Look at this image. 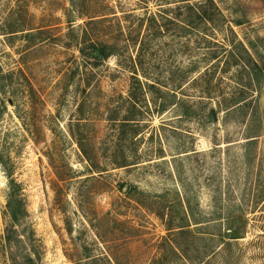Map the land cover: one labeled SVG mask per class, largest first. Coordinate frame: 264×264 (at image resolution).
Instances as JSON below:
<instances>
[{
    "label": "rangeland",
    "instance_id": "1",
    "mask_svg": "<svg viewBox=\"0 0 264 264\" xmlns=\"http://www.w3.org/2000/svg\"><path fill=\"white\" fill-rule=\"evenodd\" d=\"M261 62L264 0H0V264H264Z\"/></svg>",
    "mask_w": 264,
    "mask_h": 264
},
{
    "label": "trees",
    "instance_id": "2",
    "mask_svg": "<svg viewBox=\"0 0 264 264\" xmlns=\"http://www.w3.org/2000/svg\"><path fill=\"white\" fill-rule=\"evenodd\" d=\"M94 18H97V16L90 17V21L93 22ZM80 51L89 57L93 58H106L109 55V52H107L106 47L103 46L101 48H97L96 46L88 47V48H80ZM257 67H259L260 71H264V63L261 62V64H255ZM124 124H128L125 122ZM82 148V146H81ZM85 153V152H84ZM85 155H88L85 153ZM9 178V193H8V202H7V216L8 221L10 224L6 227V242L9 245V247L12 248V239L14 238V234L16 231V224H18L25 213V206L23 203V199L20 194V185L12 178L11 174H8ZM180 227H183L181 225ZM11 264H16V258L14 257V254H12V249L10 252V260Z\"/></svg>",
    "mask_w": 264,
    "mask_h": 264
}]
</instances>
